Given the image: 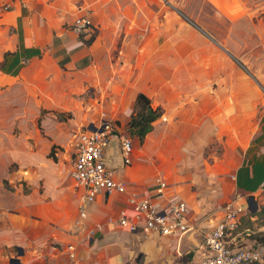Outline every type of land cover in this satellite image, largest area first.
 I'll list each match as a JSON object with an SVG mask.
<instances>
[{
	"label": "rangeland",
	"instance_id": "obj_1",
	"mask_svg": "<svg viewBox=\"0 0 264 264\" xmlns=\"http://www.w3.org/2000/svg\"><path fill=\"white\" fill-rule=\"evenodd\" d=\"M79 16L84 33L72 29ZM138 87L181 108L195 96L202 109L221 102L222 115L207 137L189 133L200 112L163 107L139 140L127 125ZM102 117L130 134L149 178L187 193L208 229L233 196L237 148L264 119V0H0V264H88L67 249L87 246L88 229L70 169L78 135ZM252 196L260 211L264 191ZM245 206L231 246L264 247V212ZM175 242L126 264L197 260L196 246Z\"/></svg>",
	"mask_w": 264,
	"mask_h": 264
},
{
	"label": "built area",
	"instance_id": "obj_2",
	"mask_svg": "<svg viewBox=\"0 0 264 264\" xmlns=\"http://www.w3.org/2000/svg\"><path fill=\"white\" fill-rule=\"evenodd\" d=\"M90 21L85 16H79L72 23V29L77 33L87 31ZM94 129L87 126L78 135L75 143L74 159L70 169L71 177L79 188L76 203L78 224L85 228L91 205L97 200L98 194L103 198L116 195L125 196V206L116 214L109 213L104 218L95 221L87 229L83 239H90L94 233L108 225H119L130 231H143L176 238L179 247L181 237L196 230L201 236L198 258L189 260L188 264H247L251 262L264 263V247L242 245L232 247L233 232L237 229L241 216L246 211L242 205H235L233 200L226 202L223 215L208 229H201L195 221L188 220L189 206L183 199H158L165 197L168 188L167 181L156 176L153 179L154 196H139L128 191L125 180L115 176V169L106 164V150L110 139L118 137V145L123 166L132 161L133 140L130 134L118 126L111 118L102 117L92 122ZM69 257L77 259L76 244L67 246Z\"/></svg>",
	"mask_w": 264,
	"mask_h": 264
},
{
	"label": "crops",
	"instance_id": "obj_3",
	"mask_svg": "<svg viewBox=\"0 0 264 264\" xmlns=\"http://www.w3.org/2000/svg\"><path fill=\"white\" fill-rule=\"evenodd\" d=\"M137 92L145 93L150 98L152 105H159L162 109V112L163 107H166L171 111L174 110L172 112L174 115H176L178 111L182 109L189 110L190 108H194V112H200L198 116L203 119L199 123L191 126L189 128V133H200V135L203 134L207 137L213 134L212 127L213 125L215 126V124L214 119L212 120V118L221 116L223 111L222 105L220 104L221 102L216 103L213 107L206 106L205 109H202V100L198 96L193 97L191 101L186 100L187 102H182L181 105L183 108H181L180 104L166 103L165 100H162L156 95L146 92L141 87L135 88L130 93L132 110ZM198 105L201 109L197 107ZM132 110L129 113V117L132 113ZM235 111L236 110H232V113ZM142 138L138 139L142 140ZM191 141H193V139H191ZM237 150L238 152H236V160L230 172V194L233 195L230 200H233L235 205H242L245 208L246 200L248 202L249 196L262 193L264 191V119L261 121V123H258L256 130L254 129L253 132H248L246 139L241 143ZM134 160L136 161L135 164L133 162ZM144 168L145 166L141 163L138 154H136L135 157V154L133 153L131 163L116 168L115 176L118 179H123L126 181L128 185V191H132L141 197H153L154 194L152 182L154 177L149 178L150 174L149 176L147 175L149 169ZM169 184H172V182L168 183L165 197L163 199L159 198L158 202L163 203L165 202L166 198L185 200L189 206L188 220L195 221L199 228L202 229V226H200L198 223L199 217L196 216L192 211V209L195 207V204L193 205V203L190 201V197L187 195V193L177 190L175 185L170 186ZM103 196L104 195L101 193L98 194L97 200L89 208L90 212L88 218L86 219L85 228H90L95 221L104 218L109 213L116 214L118 210L124 207L126 204L125 196L116 195L110 198H103ZM199 211L200 210H198V212ZM218 219L219 217L217 216L214 219L215 221L211 220L210 226H212ZM83 237L84 235L82 238ZM173 239L176 240V238L158 235L155 233H146L139 230L130 231L126 227L114 224L104 226L102 230L94 233L90 239H85L87 246L84 248H82V246L78 247V243H75L76 254L77 259L80 254L82 256L81 258L84 259L88 264H126V261H130L136 255V253L140 252L141 250L147 249L148 251H151L153 249L156 251L161 247V245L163 246L166 245L167 242H173ZM103 242L104 244L102 246L105 247V250H103L104 254L102 256L98 249ZM175 245L177 246V240ZM152 256H154V254H152ZM159 257H161L160 249L154 258Z\"/></svg>",
	"mask_w": 264,
	"mask_h": 264
},
{
	"label": "trees",
	"instance_id": "obj_4",
	"mask_svg": "<svg viewBox=\"0 0 264 264\" xmlns=\"http://www.w3.org/2000/svg\"><path fill=\"white\" fill-rule=\"evenodd\" d=\"M162 114V109L159 105H152L150 98L143 92H137L133 104V110L130 114L129 120L127 121L128 129L130 133L138 138H142L152 127L151 123ZM264 212V206L257 212L247 213L249 216L262 215ZM242 216L239 220L240 224ZM262 238L260 242L264 243V231L262 232ZM191 256V253L188 254ZM247 264H264L259 262H251Z\"/></svg>",
	"mask_w": 264,
	"mask_h": 264
},
{
	"label": "water",
	"instance_id": "obj_5",
	"mask_svg": "<svg viewBox=\"0 0 264 264\" xmlns=\"http://www.w3.org/2000/svg\"><path fill=\"white\" fill-rule=\"evenodd\" d=\"M89 128L94 129V125L91 123L88 125ZM114 152L116 154L115 158H114ZM106 157H107V161L106 164L108 166H111L113 168H118L120 166H123V161L122 158L120 156V152H119V145H118V137L117 136H113L110 139L109 145L107 147L106 150ZM258 207V204L255 200V198L253 196H249L248 197V209L250 212L254 213L256 211ZM198 232L196 230H191L187 233H185L181 239H180V243H179V247L182 246L185 243L193 244L194 246L198 247L200 245V239H198ZM19 253H22V250L20 247H18ZM12 261L15 262V264L19 263V259L18 258H13Z\"/></svg>",
	"mask_w": 264,
	"mask_h": 264
}]
</instances>
